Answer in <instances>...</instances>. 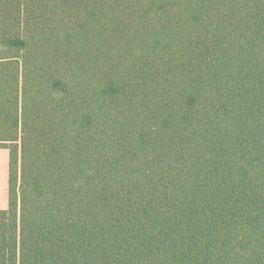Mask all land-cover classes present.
Masks as SVG:
<instances>
[{
	"label": "trees",
	"instance_id": "16d2710c",
	"mask_svg": "<svg viewBox=\"0 0 264 264\" xmlns=\"http://www.w3.org/2000/svg\"><path fill=\"white\" fill-rule=\"evenodd\" d=\"M5 264H264V0H0Z\"/></svg>",
	"mask_w": 264,
	"mask_h": 264
},
{
	"label": "rangeland",
	"instance_id": "374dc122",
	"mask_svg": "<svg viewBox=\"0 0 264 264\" xmlns=\"http://www.w3.org/2000/svg\"><path fill=\"white\" fill-rule=\"evenodd\" d=\"M0 152V158H1ZM8 162H0V209L7 205ZM0 264H5V225L0 223Z\"/></svg>",
	"mask_w": 264,
	"mask_h": 264
},
{
	"label": "crops",
	"instance_id": "0c3cea01",
	"mask_svg": "<svg viewBox=\"0 0 264 264\" xmlns=\"http://www.w3.org/2000/svg\"><path fill=\"white\" fill-rule=\"evenodd\" d=\"M2 156L0 158V162H8V154L6 150H0Z\"/></svg>",
	"mask_w": 264,
	"mask_h": 264
}]
</instances>
